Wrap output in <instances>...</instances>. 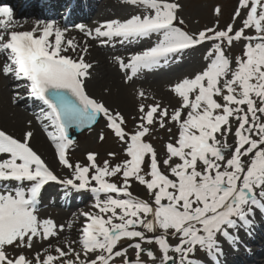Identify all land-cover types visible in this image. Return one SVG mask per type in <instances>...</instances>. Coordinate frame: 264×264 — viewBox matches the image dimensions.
Masks as SVG:
<instances>
[{
    "label": "snow or ice",
    "instance_id": "obj_1",
    "mask_svg": "<svg viewBox=\"0 0 264 264\" xmlns=\"http://www.w3.org/2000/svg\"><path fill=\"white\" fill-rule=\"evenodd\" d=\"M125 2L143 6L145 13L94 29L76 27L93 39L158 36L154 47L128 63L117 58L122 69L131 70L129 81L171 54L213 42L206 67L171 87L178 106L170 111L159 102L140 103L134 132L126 130L119 110L86 91L93 67L85 60L86 41L82 46L69 38L68 28L54 20H37L30 30H19L22 24L13 9L0 6V74L22 81L17 87L42 102L37 118L55 129L49 137L59 163L69 170L68 178H58L31 146L32 131L21 139L0 129V264H204L197 256L200 251L220 264L221 238L238 244L239 231L250 232L257 212L264 215V0H238L232 23L198 33L177 26V0ZM215 11L220 15L219 7ZM241 40L242 54L226 55V49ZM138 95L147 99L143 90ZM15 99L23 97L17 92ZM101 116L126 145L128 158L115 164L104 160L101 165L97 154L89 153L88 164L73 163L70 129L91 126ZM170 123L177 126L178 135L170 138L165 155L159 157L145 138L156 125L171 133ZM109 155L115 158L116 153ZM49 182L95 194L97 211L82 213L85 224L78 240L63 247L51 241L65 225L38 215L42 190ZM133 182L146 189L148 199L132 193ZM38 240L48 241V246L27 254ZM123 241H129L127 246ZM144 244L157 245L160 256ZM129 249L135 250L134 259Z\"/></svg>",
    "mask_w": 264,
    "mask_h": 264
},
{
    "label": "rangeland",
    "instance_id": "obj_2",
    "mask_svg": "<svg viewBox=\"0 0 264 264\" xmlns=\"http://www.w3.org/2000/svg\"><path fill=\"white\" fill-rule=\"evenodd\" d=\"M105 2L108 0H104ZM125 1V0H123ZM177 2L181 5V8L178 10V21H177V26L181 27L183 30L189 32V33H198L199 31H202L206 28H211V27H216L218 24V30L219 29H224L229 23H232V17L234 14V11L237 7V3L238 0H177ZM219 7L221 9V13L220 15L216 14L215 9ZM132 9L130 10L129 13H124L121 16H110V17H105V18H100V20L106 21V20H126L131 18V16L133 15H142L145 13V9L142 7H131ZM142 10V11H138V10ZM131 11H134V13H132ZM182 19L184 21V23L182 25L179 24V20ZM82 22L84 24H86V29H94L95 27H98V25L100 24L99 21H95L94 17L88 18L87 20H82ZM79 22H72V26L73 28H77L76 26L78 25ZM235 26L238 28L240 26V20L237 19L235 22ZM249 34H252L251 32ZM69 38L74 37L76 39V41L80 42L81 45L83 46L84 42H87L88 45V53L85 56V60L86 62L92 63V65L94 66V64L96 63V59L98 58V52L97 51H102L101 49L97 48V45L94 44V39L91 37H88L84 32H80L79 29L75 30V31H71V34L68 35ZM101 38L99 39V41L97 40L98 44H102L101 43ZM106 41L105 43L109 44V46H113L116 45V43L119 42H111L108 40H104ZM212 43L213 42H205L202 45H198L195 46V49H193V52H191V54L186 56V60L185 63L180 66L178 68V70H184L189 68L192 63V60L194 56H198V54L204 53L207 54V52L210 50V48L212 47ZM244 41L241 40L239 42H235L233 44V46L230 49H226V55L230 56V57H237L240 56L242 54L243 51V47H244ZM79 51V49H78ZM105 52V56L110 64V67L117 73L121 74V81L125 80V81H129L127 80V76L131 74L130 69L125 70L122 69L120 67V64L117 60V58H121L124 60L125 63H128V61H126V59L131 58L133 56V53H128L126 55V59L124 57V54L122 53H118V52H114L111 50L108 51H103ZM71 55H73L74 57L76 56L75 53H70ZM4 62V56H0V64H2ZM208 59L206 60V65L208 63ZM189 65V66H188ZM206 65L202 68V69H197L192 75L191 77H193L195 74H197L198 72H200L201 70H203ZM94 69L92 67V69H90V73H94ZM155 71H141L138 73L139 77L137 78H133V79H138L137 81H140L139 85L135 86L134 83H132L131 89H136L135 91V95H136V99L137 101L132 105L133 107V111L129 112L126 110H120L118 107L117 108H111V109H115V110H119L124 116L125 119L127 121V126H126V130L129 132H134L135 131V126L138 123L137 119H134V117H138V106L140 103H146V99L139 97L138 93L139 91L143 90L144 87L148 86V85H162L161 80L157 81L158 78L155 79V77L160 74ZM165 72V71H163ZM95 74V73H94ZM190 77V78H191ZM132 79V80H133ZM91 80V79H90ZM90 80H88V83H90ZM131 80V81H132ZM11 81H13L12 78L10 79H6L5 76L3 74H0V93L1 90H4L5 86H8ZM179 82V79L177 80ZM87 84V83H86ZM146 84V86H144ZM148 88V87H147ZM7 89V88H6ZM89 94L91 96H95L96 98H98V95L95 94V92L92 93V91L88 90ZM101 94L105 93V90L100 91ZM105 95V94H104ZM10 96H7V98H3L7 101L8 104H6V109L8 110L9 108H11V106H9V98ZM104 100V99H103ZM178 100V98H177ZM155 102L150 100L149 103H153ZM104 104H106L107 102L103 101ZM148 104V103H146ZM107 105V104H106ZM114 106V105H113ZM171 111V110H170ZM1 113V110H0ZM15 112H7L6 114L9 116L8 118L11 119L14 117ZM1 116V114H0ZM32 123V122H31ZM31 123H29L28 120H24L23 121V126L22 128L19 130L20 133L16 134V132L11 131L8 129V127H5L3 125L4 130H7L10 133H14L16 135H18L20 138H23L24 133L27 132L29 129H31V131L33 132V135L35 134L36 131H34V129H32L31 127ZM107 121L105 118H100L99 122L97 125H95V128L91 129V130H87L86 132H84L83 134L76 136L77 140H74V144L72 146L70 155L72 159V162H80L83 165L88 164V160H87V155L89 153H96L97 154V163L98 164H103L104 160H110L113 164L121 162L125 159H127L128 157L125 155L124 149L126 147V145H124L121 141H119V139L115 136L114 132L110 129H108L106 127ZM167 127H171L172 128V132L169 133L167 131V128L161 129L159 128L158 125L155 126L154 131L152 132L151 136L146 137L145 139L152 143L153 146L156 148L157 152H158V156L159 157H163L165 155V151H166V144L169 142L170 138L176 137L178 135V128L175 124H168ZM38 129L41 130V127L38 126ZM42 131V130H41ZM74 133V130H71ZM41 133V132H40ZM43 133V132H42ZM41 133V137L43 140H45L43 134ZM103 135L104 139L101 140L100 136ZM33 138V137H32ZM31 138V141H33V139ZM233 137H229V142H232ZM174 142V140H173ZM33 143V142H32ZM109 153H116L115 158L111 157L109 155ZM53 159L55 158V151H53ZM64 171L63 176H61V174L58 172L59 176H61V178L66 179L68 178V173L69 170L68 169H61ZM115 180V182L120 183V179L119 177L113 178ZM68 189H72V188H68ZM132 193L135 196H138L140 198H144V199H148L149 198V194L146 191V189L139 185L136 182H133L132 188H131ZM103 198V197H101ZM95 203V196H92L91 194L89 195V198H87V200L82 204V207L77 210V214L79 213V216H76L73 219H70L67 221L65 220H61L60 217H57V213L52 211L53 214H55V216L58 218L57 221L56 219L52 218V215L48 212V210L45 211H41L38 212V215L40 216L41 219H46V218H51L53 220H55L57 222V224H64L65 228L63 230V232L60 233L58 238H53L52 243L54 244H58L59 246H64L65 242L68 241H76L79 238V233H80V229L84 226L85 224V217L82 215V213L84 212H95L97 211L93 205ZM74 221V223H73ZM72 224V227L69 228L68 225ZM151 235V234H149ZM222 240V238H221ZM39 242L36 241V243ZM171 243L175 244L176 241L175 240H171ZM124 244V246H127V244L129 243V241H123L122 242ZM145 248H150L153 251L156 252V255L159 257L160 256V251L158 249V246L155 244L149 245V244H144L143 245ZM77 249L79 250V245H76ZM36 250H40L42 251L43 249H41L40 247H35L32 250H29V252L27 254L31 255L34 254V252ZM18 251V250H17ZM134 249H129V257L134 259ZM10 254L15 255V252H13L12 249H9ZM198 258L200 259H206V257H208V255L203 252L200 251L197 253ZM143 258L145 260H148V257L146 255L143 256ZM210 261V259H209Z\"/></svg>",
    "mask_w": 264,
    "mask_h": 264
},
{
    "label": "bare ground",
    "instance_id": "obj_3",
    "mask_svg": "<svg viewBox=\"0 0 264 264\" xmlns=\"http://www.w3.org/2000/svg\"><path fill=\"white\" fill-rule=\"evenodd\" d=\"M131 6L127 5L123 0H108L107 2H104L103 0H98L96 3L93 4V6L89 9L90 13H88L91 16V13L94 12L95 19H100V18H105V17H110V16H121L124 13H129L131 10ZM134 13V11H131ZM82 14V12H81ZM58 25L63 24L61 19H58ZM103 23V21L101 22ZM100 23V24H101ZM70 31V30H69ZM68 31V32H69ZM68 34V33H67ZM158 42V39L150 36L149 38H144L142 41H136L134 43L130 44H120L116 45L112 48L110 47H101L100 49L102 50L97 51L98 52V58L95 60L96 63L93 66L94 73L91 74V80L90 83H85L86 85V91L88 90L95 92V94L98 95V98L95 96H92L94 99H97L98 101H103L107 102L105 106L108 108H119L120 110H126L129 112L133 111L132 105L137 101L135 91L136 89H131V84L134 83L135 86L139 85L137 83L141 82L137 81L138 79H133L132 81H121V74L115 72L111 67L110 64L105 56V52L103 51H108L112 50L114 52L118 53H125V52H139L141 49L144 50V48L154 47L156 43ZM149 47V48H150ZM148 48V49H149ZM191 53V52H190ZM192 63L190 64L191 66L185 70L179 71V72H162L158 74V80H161L162 85H148L146 84L143 88V91L145 92V95L147 97L146 103H149L150 100L155 102H159L162 106H168L169 109L171 110L173 107L178 106V100L176 97H174L173 93L170 91L171 87L177 83L178 79L179 81L185 77L190 78L191 75L197 70V69H202L206 65V54L201 53L198 54V56L192 57ZM88 86V90H87ZM148 87V88H147ZM105 90V95L101 94L100 91ZM14 91L17 92L16 89ZM1 97L0 98V109H1V116L0 120L2 121V125L5 127H8L9 130L16 132V134L20 133V129L23 126V121L26 119L28 120V117L20 111L19 108H12V109H6V105L4 102L3 98H7L9 96V91L7 89L3 90L0 93ZM104 99V100H103ZM114 105V106H113ZM11 111L15 112V115L13 118L9 119L8 115L6 114L7 112ZM35 134L33 135V145L36 147V150L41 152L45 157L48 163H50V166L53 168H57L58 172L63 176L64 171L61 170L63 169L61 166L58 165L57 161L53 159V151L50 147V144L46 141L43 140L41 137V133L36 129V127H33ZM28 131H31L29 129ZM89 195L84 194V198L87 199ZM48 212L52 215V218L56 219L59 217L55 216L53 214L52 210L47 208ZM55 212V210H53ZM72 215V214H71ZM69 215V216H71ZM258 218L260 219V215L257 214ZM69 217L62 216L60 219L67 221ZM257 226L255 227L254 231L257 230V232L264 228V222L263 221H258L256 223ZM53 241V240H52ZM51 241V242H52ZM48 241H39L35 243V247H40L43 249L44 247L48 246ZM34 247V248H35ZM230 251V250H229ZM260 262L258 264H264V251L262 254L259 255ZM227 259V258H226ZM226 261V260H225Z\"/></svg>",
    "mask_w": 264,
    "mask_h": 264
},
{
    "label": "water",
    "instance_id": "obj_4",
    "mask_svg": "<svg viewBox=\"0 0 264 264\" xmlns=\"http://www.w3.org/2000/svg\"><path fill=\"white\" fill-rule=\"evenodd\" d=\"M91 126H92V125H91ZM88 127H90V126H88ZM88 127H85V128H80V130H84V129L88 128Z\"/></svg>",
    "mask_w": 264,
    "mask_h": 264
}]
</instances>
